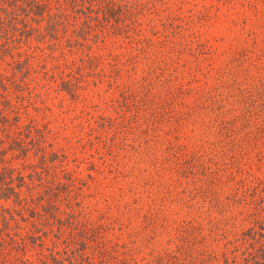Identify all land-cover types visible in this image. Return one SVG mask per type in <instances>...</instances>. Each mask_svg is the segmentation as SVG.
<instances>
[{
	"label": "rangeland",
	"instance_id": "1",
	"mask_svg": "<svg viewBox=\"0 0 264 264\" xmlns=\"http://www.w3.org/2000/svg\"><path fill=\"white\" fill-rule=\"evenodd\" d=\"M44 1L0 30V264H264V0Z\"/></svg>",
	"mask_w": 264,
	"mask_h": 264
},
{
	"label": "trees",
	"instance_id": "2",
	"mask_svg": "<svg viewBox=\"0 0 264 264\" xmlns=\"http://www.w3.org/2000/svg\"><path fill=\"white\" fill-rule=\"evenodd\" d=\"M5 1L6 0H0V30L4 28L5 24H11L12 26H14V22L19 20V17L17 16L23 14V17L25 19V15H27V13H33L40 19H43L44 26H46L47 28L49 26L56 25L57 23L59 25L63 24V13L56 8L55 10H51V6H49V4L44 0H19V2L11 3V6L10 3L4 4ZM21 6L22 8H20ZM19 10L21 12H18ZM85 16H87V14H85ZM21 20L22 19H20V21ZM23 25L28 29L29 26L25 22ZM0 118V122L2 123L7 120L4 117ZM12 118L14 120L13 124L18 126L17 116L14 115ZM7 124H9V122ZM23 135L24 138L20 139V141L16 139L15 136H12L10 142L8 143L10 145V147L8 148H10V150L12 151L14 150V155H27V151H33V148L36 150V152L34 151L33 155H56V153H54L53 151H45L38 137L35 134L31 133L29 129L25 130ZM12 143H14L16 147H12ZM2 154L3 150H0V155ZM6 167V165L0 166V168H2V172H0V198L6 199L9 195H12L13 200L15 202H19L21 198L19 197V189H17L16 186H20V184L23 183V181L20 180L21 175H15V178L19 180L15 184H11L14 176H12V173L10 171L11 169L8 168V170H6ZM1 210L8 212V209H6V207H1ZM9 218H12V215L9 214ZM1 220L4 225H7V218L3 214L1 215ZM258 250L259 254H261L262 258H264V244H260Z\"/></svg>",
	"mask_w": 264,
	"mask_h": 264
}]
</instances>
